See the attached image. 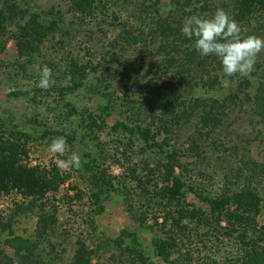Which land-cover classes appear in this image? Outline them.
Masks as SVG:
<instances>
[{
  "label": "trees",
  "instance_id": "obj_1",
  "mask_svg": "<svg viewBox=\"0 0 264 264\" xmlns=\"http://www.w3.org/2000/svg\"><path fill=\"white\" fill-rule=\"evenodd\" d=\"M220 8L264 38V0H0V54L17 48L1 84L43 125L0 119V202L22 198L0 214V264H264V51L249 76L229 77L182 33ZM61 136L63 160L83 146L81 168L32 164L31 142ZM73 176L85 188L61 198ZM113 197L138 226L116 237L98 223ZM60 203L81 220L74 232Z\"/></svg>",
  "mask_w": 264,
  "mask_h": 264
},
{
  "label": "rangeland",
  "instance_id": "obj_2",
  "mask_svg": "<svg viewBox=\"0 0 264 264\" xmlns=\"http://www.w3.org/2000/svg\"><path fill=\"white\" fill-rule=\"evenodd\" d=\"M39 5L44 4H52L55 3L56 0H38ZM17 48L14 41H10L7 44L6 50L0 54V63H13L17 58ZM134 68H130L128 72L134 71ZM3 72V68H0V76ZM23 80V79H22ZM1 81H3V78L0 77V119L3 120V123L5 125H8L10 128L11 126L18 125V128L21 132H41L43 129V125H37L34 123L36 116L35 114H38L39 110L36 108L37 106H34L32 102H30L27 98H23L20 100H11L8 95L9 89L6 85L1 84ZM23 85H25V89H29L34 87V81L31 79L23 80ZM41 112H43L42 109H40ZM32 143V144H31ZM29 144L30 148V161L32 164L36 165L39 164L41 166H47L49 168L52 167L53 164H57L58 160H63L67 156H60L59 154L53 155L48 151V146H46L44 143L41 142H31ZM82 147V148H81ZM77 147L75 150V153H77L80 158L82 153L84 152L83 146ZM258 151V150H257ZM123 168L119 167H113V173L114 174H120L122 172ZM66 171H72L71 168H69ZM71 185H75L79 188H85V186H82L79 181H77L76 177L73 176L70 181H68L61 189L60 197L62 198L66 193H69L70 196H74L75 190L71 188ZM112 203L107 206V211L98 218V223L100 229L112 235L113 237H116L119 232L124 228H130L132 230H135L138 226L132 222V220L129 218L127 213L124 211L123 203L121 197H113ZM22 198L19 196H12L7 199H2L0 202V214L3 211H7L8 209L13 208L14 203L21 201ZM191 201H194V197L191 196ZM74 202V201H73ZM91 202L88 200V197L85 195L82 203H73V209L74 211H79V213L83 214L85 212L89 211ZM61 206V222L68 220L72 223V227L70 225H65L62 230L68 229L71 230V232L75 231L76 226L79 225V222L81 221L79 216L73 215L72 213H69V205L60 203ZM5 211V212H6ZM5 214V213H4ZM264 222V220H262ZM75 222V223H74ZM75 226V227H74ZM28 227H30L28 225ZM83 229V228H82ZM61 230V231H62ZM144 240L146 245H149L150 237L144 235ZM75 239V237L73 238ZM143 240V239H142ZM9 254H12L11 250L8 251ZM72 252V250L68 251ZM96 262V261H95ZM96 264V263H94Z\"/></svg>",
  "mask_w": 264,
  "mask_h": 264
},
{
  "label": "clouds",
  "instance_id": "obj_3",
  "mask_svg": "<svg viewBox=\"0 0 264 264\" xmlns=\"http://www.w3.org/2000/svg\"><path fill=\"white\" fill-rule=\"evenodd\" d=\"M182 33L190 40L194 38V47L201 56L215 55L223 66V72L229 76H249L255 70L258 55L264 51V38L256 35L242 36L240 24L224 9H217L212 16L199 14L186 18ZM55 83L52 70L45 65L39 72V87L47 90ZM48 151L53 155L64 156L68 152L65 137H55ZM61 171L69 168H81L80 156L73 152L66 160H58Z\"/></svg>",
  "mask_w": 264,
  "mask_h": 264
}]
</instances>
